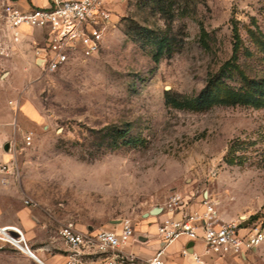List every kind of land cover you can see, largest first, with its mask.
Wrapping results in <instances>:
<instances>
[{
	"label": "rangeland",
	"instance_id": "374dc122",
	"mask_svg": "<svg viewBox=\"0 0 264 264\" xmlns=\"http://www.w3.org/2000/svg\"><path fill=\"white\" fill-rule=\"evenodd\" d=\"M111 1L100 53L55 73L33 62L39 31L14 44L0 24L6 218L26 211L52 234L140 227L179 194L264 220V89L242 77H264V0ZM219 261L264 264V244Z\"/></svg>",
	"mask_w": 264,
	"mask_h": 264
},
{
	"label": "built area",
	"instance_id": "2783aa9c",
	"mask_svg": "<svg viewBox=\"0 0 264 264\" xmlns=\"http://www.w3.org/2000/svg\"><path fill=\"white\" fill-rule=\"evenodd\" d=\"M113 16L111 0H50L46 7L26 10L16 0H0V24L4 25L12 43L22 41V28L39 31L42 43L35 40L33 62L45 73H55L75 58L98 55L113 26ZM2 53L9 58L15 51L7 49ZM160 215H164L157 224L160 248L150 260L122 251L135 233L129 219L120 222V232L100 230L90 236L68 224L59 234L75 256L86 249H96L107 255L105 264H166L168 248L183 237L202 244L207 254L220 258H244L264 244V220L253 224L243 220L225 221L211 198L203 199L197 209L175 194L162 207ZM0 241L29 252L25 235L17 226L0 225ZM184 255L200 261V257L188 249Z\"/></svg>",
	"mask_w": 264,
	"mask_h": 264
},
{
	"label": "crops",
	"instance_id": "0c3cea01",
	"mask_svg": "<svg viewBox=\"0 0 264 264\" xmlns=\"http://www.w3.org/2000/svg\"><path fill=\"white\" fill-rule=\"evenodd\" d=\"M17 4L23 9L33 7H46L50 0H16ZM35 30L22 28L23 39L30 38L28 33ZM33 58V54H32ZM6 185L0 181V225H13L19 227L26 238L29 252H25L10 244L0 241V264H105L107 255L99 253L96 249H86L80 255H74L68 245L61 238L59 232L52 234L45 228H34L33 221L26 211H20L15 219L6 218L9 207L10 196L6 192ZM192 208L194 205H190ZM145 217V214H143ZM164 216V215H163ZM162 215L157 217L148 216L144 218L140 227H134V236L122 248L125 254H133L143 260H150L160 248L157 236V224ZM122 221V220H121ZM120 221V222H121ZM133 223V222H132ZM90 236H95L100 230L121 231V224L115 225L111 229H81ZM183 237L172 244L165 255L166 264H220V258L215 255L207 254L202 244L193 242ZM197 254L200 261L197 262L193 256H185L184 251ZM76 259V260H75Z\"/></svg>",
	"mask_w": 264,
	"mask_h": 264
},
{
	"label": "trees",
	"instance_id": "16d2710c",
	"mask_svg": "<svg viewBox=\"0 0 264 264\" xmlns=\"http://www.w3.org/2000/svg\"><path fill=\"white\" fill-rule=\"evenodd\" d=\"M239 44L240 43H236V48H237V50L239 49ZM235 67V66H234ZM236 68V67H235ZM242 77H243V81H245V82H249V81H251L250 83H251V85H253V86H255L256 88H258V90H260V91H263L262 89H264V77L262 78V79H260V80H249V78L246 76V75H244V74H242ZM253 82V83H252ZM263 93H264V91H263ZM166 97H168V101H170L169 99V94L167 93L166 94ZM209 101V98L208 97H206V99L204 100V102L205 103H207ZM172 103H174V104H179V102H175L174 100H172L171 101ZM123 137V136H122Z\"/></svg>",
	"mask_w": 264,
	"mask_h": 264
},
{
	"label": "water",
	"instance_id": "95a60500",
	"mask_svg": "<svg viewBox=\"0 0 264 264\" xmlns=\"http://www.w3.org/2000/svg\"><path fill=\"white\" fill-rule=\"evenodd\" d=\"M8 148V146H7ZM162 212V208H154L152 210L149 211V213L145 214V217H148V216H155V215H160ZM117 223H120V221H118ZM190 247L193 246V242H191V244L189 245Z\"/></svg>",
	"mask_w": 264,
	"mask_h": 264
}]
</instances>
